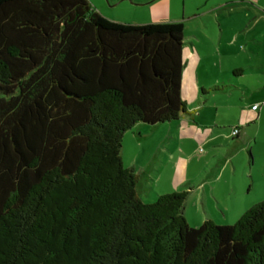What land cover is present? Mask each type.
I'll use <instances>...</instances> for the list:
<instances>
[{"label":"trees","instance_id":"trees-1","mask_svg":"<svg viewBox=\"0 0 264 264\" xmlns=\"http://www.w3.org/2000/svg\"><path fill=\"white\" fill-rule=\"evenodd\" d=\"M183 32L0 0V264H264V200L190 226L189 190L146 202L122 162L125 132L187 112Z\"/></svg>","mask_w":264,"mask_h":264},{"label":"rangeland","instance_id":"rangeland-1","mask_svg":"<svg viewBox=\"0 0 264 264\" xmlns=\"http://www.w3.org/2000/svg\"><path fill=\"white\" fill-rule=\"evenodd\" d=\"M92 7L106 18L123 23L143 24L149 22L181 21L184 27L185 43L183 45V58L187 60L186 49L192 53L191 43H194L202 60L198 67V76L206 80L213 76L218 85H225L221 90L209 92L203 96L210 99L205 106L203 117L221 130L224 139L220 147L207 153V147L201 145L198 149L185 147L184 152L191 154L189 171L196 179L192 183L193 194L185 202V211L190 216H202L211 212L215 223L235 222L240 215L253 204L264 200V115L255 118L247 115L251 105L260 104L259 83L252 82L251 68L248 60L235 52L245 47L241 41L235 45L227 43L230 35L238 30L253 29L259 31L262 24L253 21L257 19L258 2L264 0H88ZM264 3V2H263ZM220 25V26H219ZM220 28L223 32L219 35ZM205 32V33H203ZM219 35V37H218ZM238 56L233 58L234 55ZM239 54V53H238ZM244 67L242 76L230 77L226 73L231 66ZM207 70V71H206ZM185 77L189 75L188 66L183 67ZM223 71V74L221 73ZM241 111V112H240ZM247 116V117H246ZM241 117L244 124L231 125L230 122ZM145 127H152L142 123ZM248 124V125H246ZM245 125V126H244ZM233 126L240 127V134L232 130ZM243 127H245L243 129ZM148 128V130H150ZM147 129V128H146ZM157 129V128H156ZM164 129V128H162ZM151 129L139 134L135 131L133 137L128 134L122 138L121 158L124 166H135L136 172L144 169L154 158L157 151V140L162 138L164 130ZM247 132V133H246ZM243 134H246L245 137ZM236 136V137H235ZM250 138L248 141L247 138ZM160 143V142H159ZM158 143V144H159ZM156 147V148H155ZM169 155L170 151H166ZM227 163L224 165V159ZM176 156L174 157V160ZM172 163V162H171ZM165 165L162 174L156 180L155 186L159 191H168L167 179L173 164ZM223 166V167H222ZM169 167V169H167ZM166 175L168 177H166ZM217 176V177H216ZM152 179L156 178L151 176ZM143 182L144 177L141 178ZM209 180V181H207ZM202 182L204 184L202 185ZM225 182L235 185L236 193L222 195ZM186 190H189L186 187ZM214 191V196L211 191ZM157 192L156 190H154ZM209 195L206 199L204 194ZM139 193V192H138ZM141 193V192H140ZM146 202L155 200L153 196L140 195ZM228 202V209L225 202ZM207 200L205 203L204 201ZM221 206L218 207L217 205ZM234 204L238 205L235 208ZM243 210H237V208ZM227 210V211H226Z\"/></svg>","mask_w":264,"mask_h":264},{"label":"crops","instance_id":"crops-1","mask_svg":"<svg viewBox=\"0 0 264 264\" xmlns=\"http://www.w3.org/2000/svg\"><path fill=\"white\" fill-rule=\"evenodd\" d=\"M263 2H258L256 4L257 7H259L258 9L260 13L257 15V19L253 21L254 22L253 26L255 25L256 22H260L262 24V29L259 31H254L253 29L251 30L246 29L245 31L238 30L235 31L233 35L231 34L230 37L227 39V43H233V45L238 43V41H241V43L245 41L243 43L245 47V52L242 53V50H240L239 52L237 51L235 53L238 56H240V53L241 55L243 54L242 56H244L248 60L249 67L252 70L251 71L252 82L259 83L258 87H259L260 97L264 94V3ZM222 32L223 29L220 28L219 35ZM184 43H185V39H184ZM191 46H192V53L190 56H189L190 52H188V49H186V53L188 56L187 60L183 58V50H182L183 67L186 65L189 68V75L186 76V80H183V78L185 77V71H183V67L181 73V96L184 102L186 103L187 112L181 114L179 118L176 120H172L170 122L157 123L150 128L145 127V125H143L142 123L136 124L131 129V133L129 134L131 137H133L135 131L141 134L143 133L142 132L143 130L145 133L147 131H150L151 129L153 130L155 129L156 130L155 132L157 133L158 130L164 128L162 129L164 130L162 138L156 141L158 153H156L155 151L153 160L151 162H148V165L144 167V169H140L138 172H136L135 166L132 165L126 166V167H131L134 170V172L138 175V181L136 187L139 192V195H142L143 193L145 194V196L150 195L155 198V196L158 194L186 190V187H188L189 189L188 197H191L194 192L191 185L193 181L196 179V177L189 173L191 169L189 168L188 165L189 163L188 157L191 154L189 153L185 154L184 148L192 147L193 150H196L198 149L199 146L204 145L207 147L208 150L207 153L209 151L213 152L214 150H216L217 147H220L221 142L224 139V135L222 134L221 130L216 131L215 129L216 126H213L212 124L207 122V120L203 117L205 106L210 101V99H207L206 97L204 98L203 96L209 94V92L211 91L214 92L221 90L225 87V85L223 86L218 84L212 85V83H217L215 82V80H213L214 79L213 76L212 77L208 76L206 80H201L199 78L197 70L202 58L200 57V54L195 44L191 43ZM236 54L234 55L233 58L238 59V56ZM244 69H245L244 67L242 66L236 67V65L234 64L233 66H231L229 70L226 71V73L230 77H239L243 75ZM221 73L223 74V71ZM215 87H217V89L214 90L213 88ZM259 99L261 103L257 105V108L252 109V105H255V103H253L247 113L248 117L249 116L253 117V114L256 113L255 116L256 120L257 118H261L264 115V98L262 99L259 98ZM241 123L244 124L241 117H237L235 121L230 122L231 125H237ZM148 128L150 130H148ZM235 128L237 129L236 136H238L240 134V127L233 126L232 130ZM244 128L245 127H243V129ZM126 133L128 134V131ZM126 133L123 135V138H125V136L127 135ZM243 135L247 137L246 134L242 133V136ZM247 139L248 141H250L249 137ZM167 150L170 151L169 155L166 153ZM175 156L176 159L174 160ZM224 160H225L224 161V165H225L228 159L225 158ZM168 163L173 164L172 168H170L171 169L170 177L166 175V177L169 178L166 181L168 184V186L166 185V187H168V191L161 192L159 191L158 188L156 189L155 182L160 177V174L163 173L162 169L165 167V165L167 167ZM167 169H169V167ZM151 176H155L156 178L152 179ZM142 177L146 178L143 180V182H141ZM203 184L204 182H202V185ZM225 184L226 186L222 191L223 197H225L226 194H234V192L235 193L237 192L235 185H231L227 182H225ZM154 190H156L157 192H155ZM210 193L212 196L215 195L213 190ZM208 196L209 195H207V192H205L204 198L206 199ZM206 201L207 200H205L204 203ZM203 205L206 208L205 218H212L211 212H207V205L206 204ZM217 206L220 207L221 205L218 204ZM234 206L235 208L238 207V205L236 204H234ZM225 207L228 209L227 199L225 202ZM237 210L242 211L243 208L239 206ZM184 213H185V218L190 226H199L205 220V218L203 219L202 216L200 215L198 216L188 215L187 209L185 211V207H184ZM228 223L229 222H222V224H228Z\"/></svg>","mask_w":264,"mask_h":264},{"label":"built area","instance_id":"built-area-1","mask_svg":"<svg viewBox=\"0 0 264 264\" xmlns=\"http://www.w3.org/2000/svg\"><path fill=\"white\" fill-rule=\"evenodd\" d=\"M257 108V105L255 104V105H252V109H256ZM234 132L236 133L237 132V129L235 128L234 129Z\"/></svg>","mask_w":264,"mask_h":264}]
</instances>
